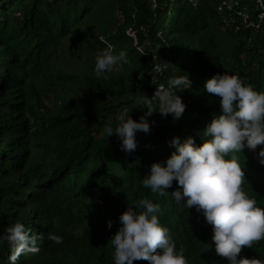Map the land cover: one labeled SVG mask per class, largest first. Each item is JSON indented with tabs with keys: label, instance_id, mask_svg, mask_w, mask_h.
Here are the masks:
<instances>
[{
	"label": "trees",
	"instance_id": "1",
	"mask_svg": "<svg viewBox=\"0 0 264 264\" xmlns=\"http://www.w3.org/2000/svg\"><path fill=\"white\" fill-rule=\"evenodd\" d=\"M80 1L0 0V233L21 222L44 237L37 240L38 254H23L16 264H114L109 241L121 226L119 216L145 198L159 205L155 214L189 264H229L216 254L203 214L172 199L175 181L165 195L140 181L175 151L173 138L192 137L199 147L206 124L222 114L219 98L204 89L207 79L238 75L264 92V25L235 32L232 15L217 13L209 1L195 8L187 0H115L118 22L100 38L115 46L114 54L124 50L130 64L104 79L66 72L54 62L81 20ZM161 62L169 66L159 75ZM183 74L191 84L176 93L186 105L179 120L158 112L147 117L151 130L136 133L133 153L121 150L115 134H103L105 126L116 127L113 112L139 122L147 109L137 106V92L151 98L155 85ZM153 107L158 110L155 101ZM261 147L237 157L244 191L264 208ZM49 233L63 243L48 240ZM9 255L7 243L0 244V264H9ZM241 257L264 261V240Z\"/></svg>",
	"mask_w": 264,
	"mask_h": 264
},
{
	"label": "clouds",
	"instance_id": "2",
	"mask_svg": "<svg viewBox=\"0 0 264 264\" xmlns=\"http://www.w3.org/2000/svg\"><path fill=\"white\" fill-rule=\"evenodd\" d=\"M106 48L97 53L94 75L108 79L106 73L116 68L123 70L130 61L121 50L114 54L115 46L103 37ZM169 64L161 62L157 69L163 71ZM187 74L170 77L167 86L160 84L151 98L137 92V106L147 112L134 121L129 113L112 114L116 127L105 126L103 134L108 138L113 134L121 143V150L133 153L137 149L136 133H149L147 117L158 112L162 117L171 116L179 120L186 105L178 91L190 87ZM182 86H186L182 87ZM207 93L219 98L221 113L213 116L203 129L202 144L197 147L192 137L183 142L173 138L171 145L175 151L164 164L153 163L150 174L141 179L144 188L159 195L168 194L175 181L179 190L170 195L177 204L185 201L186 208L201 212L205 222L212 227V242L215 252L226 258L229 264H264L258 259L238 258L244 248L264 240V208L250 198L243 189L245 173L238 161L237 153L247 148L255 151L264 146V92H257L238 75L216 74L204 83ZM158 104L154 109L153 102ZM264 164V147L258 153ZM136 209H139L137 211ZM158 204L141 199L133 206H127L119 216L120 227L109 244L113 248L114 264H133L147 261L148 264H189L183 250H176L169 229L162 226L158 216ZM107 226L111 228L112 222ZM43 236L32 234L21 222L13 223L0 233V244L7 243L10 251L9 264H16L26 253L38 254L36 246ZM47 239L55 244L63 243L59 235L49 233Z\"/></svg>",
	"mask_w": 264,
	"mask_h": 264
},
{
	"label": "rangeland",
	"instance_id": "3",
	"mask_svg": "<svg viewBox=\"0 0 264 264\" xmlns=\"http://www.w3.org/2000/svg\"><path fill=\"white\" fill-rule=\"evenodd\" d=\"M79 9L81 20L62 40L59 58L54 62L57 67L72 74H94L96 55L105 49L98 43V39L102 41L100 36L104 35L105 28L118 22L119 17L115 0H82L79 2ZM111 32L112 29L109 34ZM127 34L134 36L132 31ZM113 72L117 73V68ZM57 93L60 95L62 91ZM45 103L49 105L51 102L47 99Z\"/></svg>",
	"mask_w": 264,
	"mask_h": 264
},
{
	"label": "built area",
	"instance_id": "4",
	"mask_svg": "<svg viewBox=\"0 0 264 264\" xmlns=\"http://www.w3.org/2000/svg\"><path fill=\"white\" fill-rule=\"evenodd\" d=\"M193 7H198L199 0H187ZM212 3L217 13L232 15V29L235 32L254 29L258 30L264 25V0H202ZM134 37V36H133ZM155 73L161 71L155 67ZM160 85V84H159ZM155 85L152 96L157 90Z\"/></svg>",
	"mask_w": 264,
	"mask_h": 264
}]
</instances>
